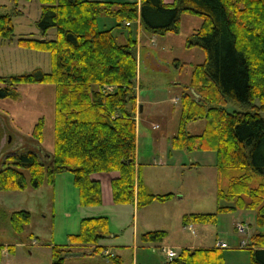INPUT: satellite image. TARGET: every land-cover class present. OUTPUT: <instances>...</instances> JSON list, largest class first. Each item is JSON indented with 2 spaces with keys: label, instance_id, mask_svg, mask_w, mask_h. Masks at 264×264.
Instances as JSON below:
<instances>
[{
  "label": "trees",
  "instance_id": "1",
  "mask_svg": "<svg viewBox=\"0 0 264 264\" xmlns=\"http://www.w3.org/2000/svg\"><path fill=\"white\" fill-rule=\"evenodd\" d=\"M11 1L10 12L0 5V41L12 39V16L20 13L18 0ZM38 2L36 27L41 39L19 38L16 44L48 53L50 71L0 77V98L15 99L19 84L54 85V148L45 161L29 151L7 155L0 167V191L25 189L23 170L33 188L44 181L52 184L56 175L69 172L80 204L96 207L102 202L101 183L93 176L117 173L110 181L115 205L135 203L140 209L155 199L170 197L149 193L135 163V36L129 31L120 44L113 28L100 30L97 24L102 15L112 17L115 27L132 24L139 10L140 25L146 32L176 34L185 13L201 19L185 46L201 49L206 59L192 67L180 97V122L172 147L214 152L220 176L231 170L240 174L229 177L226 189H217V201L226 205L219 204L216 213L184 216L182 223L212 224L217 213L251 210L256 225L264 226V0H174L170 5L162 0H141L139 9L136 3L98 0ZM50 29L55 30L54 39L45 38ZM228 102L248 110L227 112L224 106ZM197 120H204L205 127L202 133L191 135L185 127ZM39 127L31 136L38 143ZM9 223L20 235L30 223V213L15 211L9 215ZM165 235L164 231L147 232L141 240L155 243ZM108 237L105 217L83 219L79 232L69 236L68 246L52 248L51 264H64L72 246L84 247L82 256L106 257L102 240ZM251 241L260 248L251 250L252 264H264V234L253 235ZM3 249L0 246V264ZM221 250L181 248L167 264H224ZM6 252H13V246H6ZM113 262L119 264L115 257Z\"/></svg>",
  "mask_w": 264,
  "mask_h": 264
},
{
  "label": "rangeland",
  "instance_id": "2",
  "mask_svg": "<svg viewBox=\"0 0 264 264\" xmlns=\"http://www.w3.org/2000/svg\"><path fill=\"white\" fill-rule=\"evenodd\" d=\"M0 5L8 12L12 11L11 0H0ZM16 8L20 13L12 16V39L0 46V77L49 72L48 53L23 49L14 43L19 38L41 39L36 27L40 14L38 0H18ZM188 18L198 20L195 16ZM115 24L112 17L102 15L97 25L100 30L113 28L117 42L123 44L127 28L115 27ZM192 24L188 21L183 24L180 34H174L170 39L156 37L154 43L142 34L136 47L138 75L135 89L141 104L135 103L134 107L135 118L139 120L135 163L140 180L149 193L170 197L155 199L140 209L135 203L115 205L111 201L109 181L117 173H99L94 177L102 183L103 201L96 207H84L69 172L56 175L52 184L44 181L40 187L33 188L28 172L23 170L26 188L0 193V244L5 245L4 249L7 245L13 246V252L4 253L2 261L51 264L52 248L68 246L69 236L79 232L83 219L105 217L108 231L114 236L112 242L119 246L110 249L112 256L100 258L107 264H114V255L120 257L119 264H167L169 259L162 252L163 248L177 254L181 248L190 247L222 249L224 264H252L251 250L260 248L252 245L251 237L264 234V226L256 225L254 211L217 213L212 224L182 223L184 216L216 213L219 204L226 205L217 201V189L219 186L226 189L229 177L240 174L231 170L227 176H220L214 152H187L172 147V138L180 122V97L184 87L188 86L191 68L206 59L202 50L183 46L185 37L192 32ZM121 32L123 37L119 36ZM54 37L55 30L50 29L46 38ZM183 62L186 65L180 66ZM16 87L15 99L0 98V167L9 154L34 152L43 161L54 148L55 86L19 84ZM224 108L227 112L248 110L232 102ZM261 115L264 117V113ZM38 125L40 143L31 137ZM204 127L205 121L197 120L189 122L185 130L198 135ZM18 210L30 213V223L20 235L12 231L9 219L2 216V212L10 215ZM152 231H164L166 235L161 241L143 243L141 236ZM219 243H224L226 248L217 247ZM82 248L72 246L65 263L92 264L91 257L82 256Z\"/></svg>",
  "mask_w": 264,
  "mask_h": 264
},
{
  "label": "crops",
  "instance_id": "3",
  "mask_svg": "<svg viewBox=\"0 0 264 264\" xmlns=\"http://www.w3.org/2000/svg\"><path fill=\"white\" fill-rule=\"evenodd\" d=\"M98 1H106V2H114V3H136L137 4V7H138V9H139V7H140V2H141V0H98ZM163 1V3L164 4H167V5H170V4H172L173 2H174V0H162ZM19 12H20V10H18ZM190 16H194V15H190V14H181V16H180V19H179V31H178V33H172V32H168V33H166V34H164V35H154V34H150V33H148V32H146L143 28H142V26L140 25V20H139V10H138V19L137 20H135V22H133L132 24H130V25H126V24H124V25H122V28H123V26L125 27V26H127L126 28H127V35H128V33H129V31H132V30H134V33L132 32V34H135L134 36H135V39H136V41H137V43H139V37L142 35V34H144V38L145 39H148L151 43H154V41H156V37H161V39H170V37L172 36V35H178V34H180L181 33V29L183 28L182 26H183V24H185L186 22H188V21H190V22H192L193 24H192V27L190 28L191 29V33L190 34H192L198 27H199V25H200V23H201V19L199 18V17H197L198 18V20H196L195 18H188V17H190ZM196 17V16H195ZM195 21V22H194ZM123 29H125V28H123ZM136 32V33H135ZM189 34V35H190ZM123 34H122V32L119 34V36L120 37H123L122 36ZM188 35V36H189ZM187 36V37H188ZM46 37H47V34H46ZM45 37V38H46ZM187 37H185V40H184V48H186V46H185V41H186V38ZM47 39V38H46ZM4 43H7L6 41H0V46H2ZM9 43H12V42H9ZM14 43H16V42H14ZM16 46H18L17 44H16ZM187 49V48H186ZM188 49H192V48H188ZM199 49V48H198ZM201 50V49H200ZM175 61H177V62H179L178 60H176L175 59ZM200 64V63H199ZM179 65L181 66H183V65H186V63L185 62H183V63H179ZM197 65V64H196ZM193 67V66H192ZM192 69V68H191ZM137 75H138V72H137ZM135 92H136V89H135ZM136 103L137 104H139V106H140V100L137 98V96H136ZM135 120H136V124L138 125L139 123H138V117L137 118H135ZM73 177V176H72ZM96 177V176H95ZM94 176H93V178L94 179H96ZM114 177H116V175L115 176H113L112 178H110V181H111V179H113ZM96 180H98V181H100L99 179H96ZM109 181V182H110ZM100 183H101V181H100ZM103 190V186H102V183H101V191ZM9 192H14V191H9ZM16 192V191H15ZM0 193H3L2 191H0ZM4 193H8V192H4ZM112 198V197H111ZM102 201H103V199H102ZM111 201H112V199H111ZM113 203V202H112ZM2 216L3 217H7L8 219H9V215H6L4 212H2ZM31 236V235H30ZM32 237V239H33V236H31ZM113 238H114V236H112L110 233H109V237L105 240V241H103V245L105 246V252H104V255H109V256H112V254L110 253V249H113V248H115V249H117V248H119V246H117V245H114L113 244V242H112V240H113ZM34 240V239H33ZM29 241H26V243H28ZM105 242V243H104ZM18 244H23V243H18ZM34 243H32V244H29V245H27V246H31V245H33ZM0 246H5V245H2V244H0ZM7 246H9V245H7ZM209 248V247H208ZM85 249V248H84ZM133 249H134V251H135V247H133ZM190 249H193L192 247H190ZM88 250V249H87ZM4 253H7L6 252V249H3V254ZM87 257H91V259H89V260H91L92 261V264H107L106 262H103V260H101L100 258H102V259H104V258H106V257H104V256H102V255H93V256H87ZM95 257H97V258H95ZM114 257L116 258V261L118 262V263H120V257L119 256H117V255H114ZM75 258H77V257H75ZM66 262V258H65V261H64V264H66L65 263ZM1 264H8L7 262H6V260L5 261H2V263Z\"/></svg>",
  "mask_w": 264,
  "mask_h": 264
},
{
  "label": "built area",
  "instance_id": "4",
  "mask_svg": "<svg viewBox=\"0 0 264 264\" xmlns=\"http://www.w3.org/2000/svg\"><path fill=\"white\" fill-rule=\"evenodd\" d=\"M126 25H128V24H126ZM241 230H242V228H241ZM217 247L226 248V245L224 243H219V244H217ZM163 252L165 253L166 258L169 260L176 256V253L171 249H164L163 248Z\"/></svg>",
  "mask_w": 264,
  "mask_h": 264
},
{
  "label": "bare ground",
  "instance_id": "5",
  "mask_svg": "<svg viewBox=\"0 0 264 264\" xmlns=\"http://www.w3.org/2000/svg\"><path fill=\"white\" fill-rule=\"evenodd\" d=\"M126 24H128V25H129V23H126Z\"/></svg>",
  "mask_w": 264,
  "mask_h": 264
}]
</instances>
